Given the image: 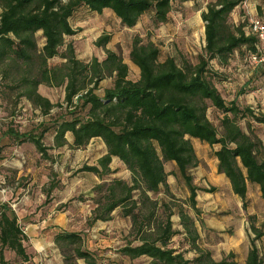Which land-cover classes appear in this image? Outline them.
Segmentation results:
<instances>
[{
  "label": "trees",
  "instance_id": "trees-1",
  "mask_svg": "<svg viewBox=\"0 0 264 264\" xmlns=\"http://www.w3.org/2000/svg\"><path fill=\"white\" fill-rule=\"evenodd\" d=\"M174 1L0 0V75L10 80V89H21L18 97H25L45 116L56 106L62 110L52 123H39L35 129L38 133L14 128L6 132L17 144L33 143L45 159L49 158V147L43 138L50 132L57 148L69 144L67 134L72 136L69 145L74 149L86 147L97 138L103 141L106 153L99 158L98 165H84L79 171L93 173L102 182L94 188L104 191L94 209V221L111 220L117 209L124 217H130L139 242L123 245L119 249L123 256L147 257L148 264H238L232 251L216 259L209 249L202 247L196 220L184 203L200 217L199 192L216 191L215 187L198 186L189 174L191 168L200 164L192 139L206 142L214 149L218 172L241 198L243 209L248 210V197L255 186L264 199V142L253 130L246 131L239 124L241 118L264 124V114L241 107L234 99L228 102L215 84V79H221L211 66L212 61L227 62L236 51L243 54L246 63L254 65L249 55L257 52L258 40L249 32L248 19L236 25L229 21L230 13L244 0L207 4L201 13L205 46L196 63L187 61L180 65L172 56L160 60V48L139 36H134L129 52L130 61L139 70L136 80L129 78V65L118 51L108 49L104 59L93 57L89 62L77 58L72 42L62 52L65 38L78 33L70 20L82 7L99 14L110 10L123 26L132 28L149 11L155 26L168 22ZM263 4L264 0H260L261 15ZM38 32L44 38L41 49L36 39ZM110 40V35L103 34L96 45L106 47ZM36 54L38 72L33 75L29 67ZM55 57L64 61L50 64ZM258 68L264 73V68ZM107 77L112 78V84L100 94V83ZM41 84L64 86L65 106L44 96L39 91ZM211 106L222 114L221 132L208 116ZM113 158L130 171L129 181L112 178L106 184L107 176L116 172L110 167ZM166 163L174 164L189 190L186 202L174 204L176 211L167 202L160 203L151 196L162 188L170 194L168 177L177 172H168ZM56 183L51 182L47 199ZM174 214H178L185 240L196 253L193 258H187L179 246L170 244L180 233L174 227ZM248 218L254 236L245 264H264V253L257 245L264 230L256 225L254 214ZM57 237L70 243L80 240L76 233L64 232ZM27 240L16 211L7 202L0 204V264H9L5 250L32 264ZM75 254L87 263L94 262L79 247Z\"/></svg>",
  "mask_w": 264,
  "mask_h": 264
},
{
  "label": "rangeland",
  "instance_id": "rangeland-1",
  "mask_svg": "<svg viewBox=\"0 0 264 264\" xmlns=\"http://www.w3.org/2000/svg\"><path fill=\"white\" fill-rule=\"evenodd\" d=\"M215 1L176 0L173 2L168 22L155 26L151 19L152 12L149 11L132 28L123 26L110 10L99 14L82 7L70 20L78 33L65 38L62 52H65L66 44L72 42L77 58L89 62L93 57L104 59L108 49L118 51L129 65V78L136 80L139 70L130 61L129 52L134 36H139L144 42L153 41L160 48V60L172 56L180 65L187 61L196 63L205 46V22L201 13L207 9L209 2ZM245 1L230 13L231 24L236 25L248 19L249 12L264 18V14L261 15L258 10L260 0ZM103 34L110 35L111 40L106 47H99L96 41ZM36 39L38 49H41L44 44L41 32L36 34ZM60 61L64 59L55 57L50 60V64ZM38 64L36 54L29 67L33 75L38 72ZM211 66L221 79H215V84L228 102L234 99L241 107L248 106L257 114H264L262 70L256 65L254 67L246 63L243 54L237 51L227 62L219 64L212 61ZM20 67L23 68L22 65ZM111 84L112 78L107 77L101 81L98 92L102 94L104 88ZM10 85V80L0 75V190L11 192V204L19 202L24 195L32 198L29 203L21 201L11 205L28 236L26 246L32 264H148L147 257L130 259L119 253V249L128 242H139L130 217H124L120 209L112 213L113 217L109 221H94V209L104 192L94 188L102 182L93 173L79 169L84 165H98L99 158L105 153L103 141L97 138L86 147L78 149L72 148L70 143L57 148L53 132H50L43 138L44 144L49 147L48 159H45L31 142L17 144L8 136L7 130H35L41 122L52 123L62 110L56 106L45 116L25 97H18L21 89L12 90L8 87ZM39 91L51 102L65 106L64 86L41 84ZM208 116L221 132L222 114L211 106ZM239 124L246 131L253 130L264 142V124L252 119L249 122L245 118H241ZM34 132L38 133L39 130ZM66 138L72 140L71 134H67ZM192 143L200 164L191 168L189 174L198 186L216 188L214 192H199L200 217L184 203L187 212L196 220L200 244L209 249L216 259L232 251L237 256L238 264H245L242 255L245 246L250 244L254 236L248 216L253 211L256 225L264 230V199L259 189L254 188L248 197V210L243 209L241 198L233 193L228 180L218 172L214 149L198 139H192ZM111 166L116 172L107 176L106 184L112 178L130 180V171L118 159L112 161ZM166 170L177 172L176 175L168 177L170 194L162 188L157 195L151 196L160 203L167 202L175 209L174 204L186 202L189 190L173 163H166ZM53 181L57 182L56 187L51 190L50 198L47 199V192ZM146 210L147 207H144L143 212ZM47 215H50L49 220L44 223L41 218ZM172 220L180 233L173 237L170 244L179 246L187 258H193L196 253L185 240L178 214H174ZM34 225L37 227L36 232L29 228ZM64 232L76 233L80 240L70 243L57 239V236ZM242 239L245 242L240 244ZM257 245L264 253V236L257 241ZM77 247L88 252L94 262L87 263L85 259L78 258L75 254ZM5 258L9 264H26L9 250H5Z\"/></svg>",
  "mask_w": 264,
  "mask_h": 264
},
{
  "label": "built area",
  "instance_id": "built-area-1",
  "mask_svg": "<svg viewBox=\"0 0 264 264\" xmlns=\"http://www.w3.org/2000/svg\"><path fill=\"white\" fill-rule=\"evenodd\" d=\"M249 15V32L258 40V50L256 53L249 55V61L257 67L264 68V19L258 14L253 15L249 12Z\"/></svg>",
  "mask_w": 264,
  "mask_h": 264
},
{
  "label": "crops",
  "instance_id": "crops-1",
  "mask_svg": "<svg viewBox=\"0 0 264 264\" xmlns=\"http://www.w3.org/2000/svg\"><path fill=\"white\" fill-rule=\"evenodd\" d=\"M68 141H69V143H72V140H68ZM92 141H93V140H92ZM92 141H91V142H92ZM104 146H105V144H104ZM105 153H106V146H105ZM105 153H104V154H105ZM104 154H103V155H104ZM115 159H117V158H113L112 161H114ZM216 161H217V160H216ZM111 168L114 169V167H112V166H111ZM33 169H34V168H33ZM28 171H29V170H28ZM230 187H231V186H230ZM254 188L259 189L258 186H255ZM11 195H12V194H11L10 191H7V190H6V191H5V190H4V191H1V190H0V204L7 202V203H9L10 205H12V204L15 205V204L21 203V201H24V203H29V202L31 201V199H32V198L29 197V195H24V197L21 198V199L19 200V202H16V201H15L14 203L11 204V202H9V199L11 198ZM28 201H29V202H28ZM250 213H251V214H255L253 211L250 212ZM49 216H50V215H47L46 217H42V218H41V219L43 220L44 223H46V221L49 220ZM258 220H259V219H258ZM258 220H257V221H258ZM259 221H260V220H259ZM29 228H30V230L33 229V231H35V232L37 231V227H36L35 225H34V226H30ZM40 229L42 230L41 227H40ZM239 235H241V234H239ZM243 241H244V239H242V240L240 241V244H241ZM244 242H245V241H244ZM243 244H244V243H243ZM243 244H242V245H243ZM245 247H246V248H245L244 253H243V255H242L243 259H245V256H246V253H247V251H248V249H249V247H250V244H248V245L245 246Z\"/></svg>",
  "mask_w": 264,
  "mask_h": 264
}]
</instances>
